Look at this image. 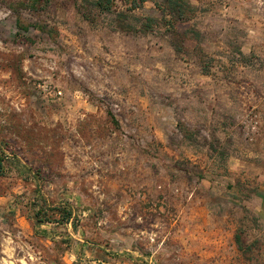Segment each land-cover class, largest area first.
<instances>
[{"label":"rangeland","instance_id":"1","mask_svg":"<svg viewBox=\"0 0 264 264\" xmlns=\"http://www.w3.org/2000/svg\"><path fill=\"white\" fill-rule=\"evenodd\" d=\"M111 2L0 0V264H264V0Z\"/></svg>","mask_w":264,"mask_h":264},{"label":"trees","instance_id":"2","mask_svg":"<svg viewBox=\"0 0 264 264\" xmlns=\"http://www.w3.org/2000/svg\"><path fill=\"white\" fill-rule=\"evenodd\" d=\"M139 1H143V0H139ZM86 2H88L90 4V6H92L94 9L100 10V11H108L112 8V2L111 0H89ZM166 2L168 3V6L170 7L171 13L175 14V13H180L181 12V3L180 0H166ZM112 120V122L114 123V125L118 126L117 120L114 118V116H112V114H108ZM2 170V164H1V160H0V171ZM56 208H53V211H55ZM63 211H61V221L66 223L68 222L71 218H72V212L70 210H67L66 208H62ZM41 213H43L41 210H37V212H35L31 219L36 222V223H42V222H49L50 218L47 217L45 219L40 218ZM236 242L239 244V248L241 249V245L239 243L238 238H236ZM147 256H149V254H146ZM153 264H156L155 261L152 262ZM147 264V263H145Z\"/></svg>","mask_w":264,"mask_h":264}]
</instances>
